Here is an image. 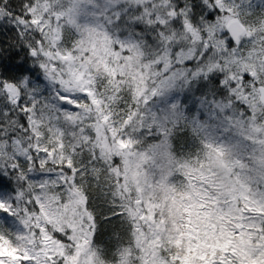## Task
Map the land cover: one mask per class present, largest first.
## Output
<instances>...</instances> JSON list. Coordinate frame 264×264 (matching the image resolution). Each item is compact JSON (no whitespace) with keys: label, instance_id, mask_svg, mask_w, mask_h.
Returning a JSON list of instances; mask_svg holds the SVG:
<instances>
[{"label":"snow or ice","instance_id":"snow-or-ice-1","mask_svg":"<svg viewBox=\"0 0 264 264\" xmlns=\"http://www.w3.org/2000/svg\"><path fill=\"white\" fill-rule=\"evenodd\" d=\"M0 27V264H264V0H0Z\"/></svg>","mask_w":264,"mask_h":264},{"label":"trees","instance_id":"trees-1","mask_svg":"<svg viewBox=\"0 0 264 264\" xmlns=\"http://www.w3.org/2000/svg\"><path fill=\"white\" fill-rule=\"evenodd\" d=\"M11 36H12V33L10 30L4 27H0V39L7 40ZM100 227H101V239L106 240L112 230V225L101 223Z\"/></svg>","mask_w":264,"mask_h":264}]
</instances>
